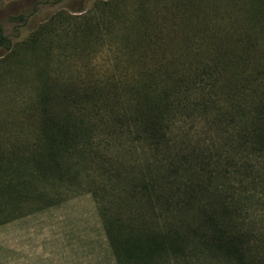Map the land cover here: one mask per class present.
Wrapping results in <instances>:
<instances>
[{
    "label": "trees",
    "instance_id": "1",
    "mask_svg": "<svg viewBox=\"0 0 264 264\" xmlns=\"http://www.w3.org/2000/svg\"><path fill=\"white\" fill-rule=\"evenodd\" d=\"M115 2L77 16L81 46L120 18ZM147 39L125 36L128 59L105 80L56 83L37 70L30 143L0 152V226L56 204L55 186L86 183L114 264H264V86L176 63L138 46ZM0 45L13 50L1 27ZM97 138L121 142L130 157L89 156ZM86 165L99 176L79 180Z\"/></svg>",
    "mask_w": 264,
    "mask_h": 264
},
{
    "label": "rangeland",
    "instance_id": "2",
    "mask_svg": "<svg viewBox=\"0 0 264 264\" xmlns=\"http://www.w3.org/2000/svg\"><path fill=\"white\" fill-rule=\"evenodd\" d=\"M100 1L108 0H0V27L13 48L0 45L1 156L21 154L18 147L25 152L24 144L30 143L28 109L41 86L37 70H45L56 83L90 75L100 80L117 76L128 59L121 49L127 35L133 40L149 37L138 46L153 48L156 54L163 51L176 63L203 62L217 67L214 75L220 78L256 80L254 84L264 86L262 2L118 0L110 12L120 18L81 46L76 18ZM17 16L25 22L15 21ZM126 18L129 22L123 23ZM35 33L40 37L33 40ZM154 59L164 61L163 56ZM187 69L184 73L190 75ZM87 147L93 152L89 156L130 157L125 145L115 140L97 138ZM78 171L79 180L99 176L90 165ZM72 184L55 186L58 201L53 206L18 214L0 226V264H114L95 204L82 188L86 183ZM198 260L196 264H228L205 256Z\"/></svg>",
    "mask_w": 264,
    "mask_h": 264
}]
</instances>
